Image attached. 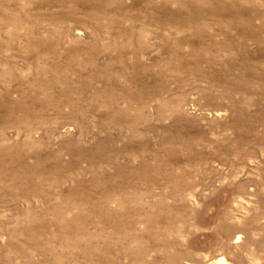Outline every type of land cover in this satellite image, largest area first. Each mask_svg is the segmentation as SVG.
Wrapping results in <instances>:
<instances>
[{"label":"rangeland","instance_id":"374dc122","mask_svg":"<svg viewBox=\"0 0 264 264\" xmlns=\"http://www.w3.org/2000/svg\"><path fill=\"white\" fill-rule=\"evenodd\" d=\"M0 178V264H264V0H0Z\"/></svg>","mask_w":264,"mask_h":264},{"label":"bare ground","instance_id":"6f19581e","mask_svg":"<svg viewBox=\"0 0 264 264\" xmlns=\"http://www.w3.org/2000/svg\"><path fill=\"white\" fill-rule=\"evenodd\" d=\"M21 17V16H20ZM66 30V29H65ZM69 32V31H68ZM30 42V41H29ZM65 51V50H64ZM45 61V60H44ZM51 64V63H50ZM53 64V63H52ZM57 64V63H56ZM37 66V65H36ZM57 67V66H56ZM68 67V66H67ZM58 69V68H57ZM53 70V69H52ZM92 70V69H91ZM39 71V70H38ZM51 73V72H50ZM66 73V72H65ZM52 74V73H51ZM41 75V74H40ZM47 75V74H46ZM217 97V96H216ZM19 100V99H18ZM57 127V126H56ZM56 129V128H55ZM19 135V134H18ZM21 136V135H20ZM13 143V142H12ZM17 146V145H16ZM16 146H15V148H16ZM18 152V151H17ZM16 152V153H17ZM99 152V151H98ZM31 154V153H30ZM78 158V157H77ZM6 159V158H5ZM78 159H80V158H78ZM90 161H93V160H90ZM89 161V162H90ZM94 162H96V161H94ZM93 163V162H92ZM111 163V162H110ZM22 172V171H21ZM1 179V178H0ZM55 179V178H54ZM11 183V182H10ZM24 188V187H23ZM29 192H32V191H29ZM213 264H227V262H226V260L224 259V258H220V259H217V260H215L214 261V263Z\"/></svg>","mask_w":264,"mask_h":264}]
</instances>
